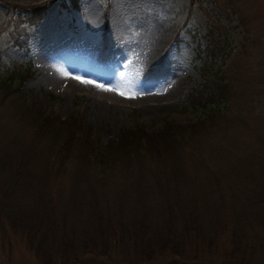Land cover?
<instances>
[{
  "label": "rangeland",
  "instance_id": "1",
  "mask_svg": "<svg viewBox=\"0 0 264 264\" xmlns=\"http://www.w3.org/2000/svg\"><path fill=\"white\" fill-rule=\"evenodd\" d=\"M40 2L46 5L44 15L33 24L25 22L30 12L16 6ZM74 3L0 0V79L29 91L61 117L81 116L102 144L119 126L155 131L166 122L189 125L217 108L215 104L194 107L184 95L200 80L207 40L224 37L226 50L208 59L210 68L223 70L230 82L227 110L205 120L194 147L179 148L175 157L141 156L112 177L87 175L85 183L92 195L81 205L75 204L80 206L75 211L69 204L72 181L51 173L57 165L56 149L47 144L46 137L29 129L6 104L7 99H1L5 95L0 87V158L8 156L12 167L29 156L26 168L43 177L45 198L55 208V219L67 214L66 229L80 218L77 230L99 225L106 232L132 235L125 241L127 250L116 245L112 259H85L80 264H136L132 243L139 238L138 232L145 237L151 228L169 226L172 243L177 238L183 249L191 247L192 231L190 227L183 231L182 211H193L201 228L206 227L208 215L237 221L241 235L250 241L248 247L253 248L243 255L248 259L240 262L241 251L232 252L228 233H222L217 252L201 256L199 264H264V219L253 215L258 209L248 201L256 197L246 192L244 180L252 173L235 169L234 177L227 170L233 168L235 159L250 158L246 167L262 157L255 147L264 139V0ZM44 21L47 26L42 29ZM64 44L71 46V55L83 54L84 58L68 62L64 55L57 56ZM47 61L81 84L62 80L54 85L44 80L39 64ZM76 63L83 68L72 72ZM86 71L95 74L92 84L84 82ZM90 201L93 208L89 210ZM2 223L0 264H42L48 259L44 251L31 249L26 227L14 229L5 220ZM167 262L157 258L147 264H171Z\"/></svg>",
  "mask_w": 264,
  "mask_h": 264
},
{
  "label": "trees",
  "instance_id": "2",
  "mask_svg": "<svg viewBox=\"0 0 264 264\" xmlns=\"http://www.w3.org/2000/svg\"><path fill=\"white\" fill-rule=\"evenodd\" d=\"M70 3L71 6H76L74 0H70ZM16 7L30 12L25 22L31 24L42 17L46 11L44 2ZM225 40L224 37L214 39L213 36L207 40L208 52L204 57L200 80L195 81L184 95L186 102L194 107H202L206 104L218 106L208 111L202 120L189 125L166 122L155 131H147L140 126L133 128L119 126L111 132L104 143L100 144L98 137L91 131L92 127L81 116L69 113L61 117L55 110L37 101L29 91L22 90L19 86H11L7 78L0 79V87L5 95V98L1 99L4 101L7 99L6 104L20 119L25 120L29 129L46 137L49 142L47 144L56 149L54 154L57 165L51 173L55 177H66L72 181L73 190L69 197V204H71L70 208L76 211L80 206L75 204L81 205L92 195L90 185L85 183L87 175L100 176L101 179L112 177L117 172L121 173L133 159L141 156L160 157L168 154L175 157L179 148L188 144L194 147V142L200 134V125L205 120L218 117L227 110L230 82L223 70L210 68L208 59L226 50ZM220 41L223 44H220ZM255 148L259 149L262 155L259 160H256V165L253 163L254 165L243 167L250 158L242 157L235 159L231 163L235 162V167L228 166L227 170L234 177L235 169L239 172L242 168L245 172L250 170L252 174H247L248 179H244L247 183L246 192L251 193L249 196L256 198H252V201L248 203L256 210L258 209L253 215L264 219V139ZM28 159L27 155L26 159H21L16 165L10 167L8 156L0 158V228L3 224L2 220L7 221L14 229L26 227L31 249L35 252L44 251L48 256L42 264H80L85 259H112L110 254L116 250V245H121V250H127L125 241H129L132 236L127 231L117 234L110 229L106 232L101 230L99 225L92 229L77 230L75 224H79L80 218L74 219V223L66 229L67 223L64 218L67 214L64 212L59 220L55 219V208L45 198L46 187L41 181L43 177L33 169L26 168ZM190 197L192 202L193 195ZM92 208L93 202L89 204V210ZM208 216L209 218H205L206 227L201 228L193 211H182L183 231L187 227H190L192 231V233L189 232L192 246L185 249L179 245L177 238L176 243H172L169 236V234L172 235V228L169 226L151 228V233L145 237L142 231L138 232L136 237L139 238L132 243L133 262L147 264L157 258H164L171 264H183V262L199 264L201 256H210L217 252L219 243L217 238L222 233H228L233 245L232 252L241 251V257L244 253L252 252L253 248L248 247L250 241L241 235L237 221L233 223L224 215ZM139 220L140 224H144L145 220L138 218ZM152 242L157 243L156 247ZM240 245L243 247H239ZM246 259L248 256H243L240 262Z\"/></svg>",
  "mask_w": 264,
  "mask_h": 264
},
{
  "label": "bare ground",
  "instance_id": "3",
  "mask_svg": "<svg viewBox=\"0 0 264 264\" xmlns=\"http://www.w3.org/2000/svg\"><path fill=\"white\" fill-rule=\"evenodd\" d=\"M47 26V22H43L41 25H40V28L42 29H45L44 27ZM45 31V30H44ZM49 32V31H48ZM53 37V36H52ZM51 37V38H52ZM47 39V38H46ZM59 42V41H58ZM57 43V42H56ZM81 45V44H80ZM58 46V45H57ZM137 46V45H135ZM134 46V47H135ZM62 47V48H61ZM60 48L63 50L61 51L60 53H56V55H64L62 56L64 59L68 60L69 61H80L81 59L80 58H84V55L83 54H73L71 55L73 52H72V48H70L71 46H68V44H64L63 46H61ZM74 47V46H73ZM140 49V48H139ZM138 51V50H137ZM47 53V52H46ZM42 55V53H41ZM53 55V54H52ZM45 57V56H44ZM49 57V56H48ZM55 59V58H53ZM41 60V59H40ZM48 60V59H47ZM39 61V60H38ZM50 62V61H49ZM48 61L46 63H40L39 64V67L40 69L43 71L42 74H44V80L50 82L51 84H56V83H59L60 81L64 80L66 81L68 84L69 83H73V82H76L75 80L73 81L72 80V77L70 74H67L65 75L66 73L63 71L62 67L58 66V65H53L51 63H49ZM83 68L82 65L76 63L72 68H71V71H77V69H81ZM75 74V73H74ZM77 74V73H76ZM86 74V78L85 81H90V83H86V84H92L94 81H92L94 78H95V74L93 73V71H86L85 72ZM78 77V76H77ZM75 77V78H77ZM80 78V77H79ZM78 78V79H79ZM83 78V77H82ZM84 80V79H83ZM79 81V80H78ZM77 84H81L79 82H76ZM85 84V85H86ZM83 86V85H82ZM90 88H92V86H89ZM104 88V87H103ZM106 89V87H105ZM105 92V91H104ZM111 93V92H110ZM112 95V94H111ZM116 99V98H115Z\"/></svg>",
  "mask_w": 264,
  "mask_h": 264
},
{
  "label": "snow or ice",
  "instance_id": "4",
  "mask_svg": "<svg viewBox=\"0 0 264 264\" xmlns=\"http://www.w3.org/2000/svg\"><path fill=\"white\" fill-rule=\"evenodd\" d=\"M67 75V74H65ZM85 83H90V81H84ZM98 87H102V85H97ZM125 93L121 92V95H124Z\"/></svg>",
  "mask_w": 264,
  "mask_h": 264
}]
</instances>
